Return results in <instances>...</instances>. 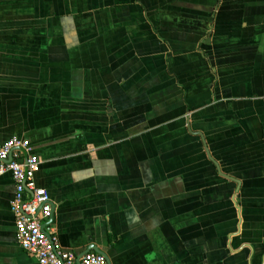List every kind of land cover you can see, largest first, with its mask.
<instances>
[{"label": "crops", "instance_id": "obj_1", "mask_svg": "<svg viewBox=\"0 0 264 264\" xmlns=\"http://www.w3.org/2000/svg\"><path fill=\"white\" fill-rule=\"evenodd\" d=\"M31 144L58 247L264 264V0H0V145ZM0 177V264L16 244Z\"/></svg>", "mask_w": 264, "mask_h": 264}, {"label": "built area", "instance_id": "obj_2", "mask_svg": "<svg viewBox=\"0 0 264 264\" xmlns=\"http://www.w3.org/2000/svg\"><path fill=\"white\" fill-rule=\"evenodd\" d=\"M40 168L41 162L27 140L12 137L0 145V177L10 175L14 187L9 211L16 244L37 264H109L100 254L77 255L58 247L46 224L52 214L49 196L34 183Z\"/></svg>", "mask_w": 264, "mask_h": 264}, {"label": "water", "instance_id": "obj_3", "mask_svg": "<svg viewBox=\"0 0 264 264\" xmlns=\"http://www.w3.org/2000/svg\"><path fill=\"white\" fill-rule=\"evenodd\" d=\"M90 252V251H89ZM89 252H87V253H89ZM84 254H86V253H84ZM97 254H99V253H97Z\"/></svg>", "mask_w": 264, "mask_h": 264}]
</instances>
